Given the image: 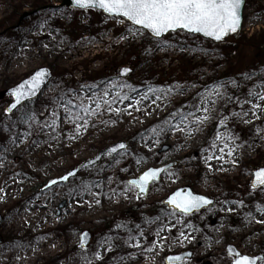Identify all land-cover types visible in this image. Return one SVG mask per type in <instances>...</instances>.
<instances>
[{"label":"rangeland","instance_id":"374dc122","mask_svg":"<svg viewBox=\"0 0 264 264\" xmlns=\"http://www.w3.org/2000/svg\"><path fill=\"white\" fill-rule=\"evenodd\" d=\"M62 1L0 0V94L39 68L53 72L43 94L13 114L0 96V194L15 177L25 181L22 195L0 201V264H168L182 253L192 256L180 264H233L230 245L264 256V186L252 187L264 168V0H246L242 34L226 46L184 32L154 39L123 18ZM123 68L133 74L122 78ZM70 98L97 114L76 108L83 119L73 121L62 104ZM190 131L193 143L180 150ZM119 142L128 148L43 191ZM224 156L230 167L220 169ZM170 163L146 197L129 190L132 179ZM82 183L99 186L87 194ZM183 187L216 202L192 215L173 212L165 200ZM84 231L87 248L79 245ZM185 231L193 237L179 240ZM160 233L167 239L158 245Z\"/></svg>","mask_w":264,"mask_h":264},{"label":"snow or ice","instance_id":"6c2138e0","mask_svg":"<svg viewBox=\"0 0 264 264\" xmlns=\"http://www.w3.org/2000/svg\"><path fill=\"white\" fill-rule=\"evenodd\" d=\"M75 4L80 8H99L107 13L109 16L117 17L122 16L127 18L128 21L134 25H139L145 30H149L150 34L156 38H162L170 31L174 32L177 29H184L192 33H202L205 36L212 37L216 40H221L229 33H234L239 30L242 24V5L244 0H74ZM130 71L129 69L125 70ZM49 73L44 70L36 73L30 80L20 84L17 88L12 90V95L15 97V103L9 108V112L16 109L21 103V100H28L36 96L37 91L40 89L41 84L46 80ZM215 92V90H213ZM108 92L105 91L104 96ZM126 98V97H122ZM91 100V97H88ZM258 99L264 100V95H258ZM109 106L111 102H108ZM251 103V102H250ZM66 116L73 121L83 119L90 113L97 114L91 108V103L85 104L83 100L74 103L73 99H68L62 102ZM80 108L83 116H77L74 109ZM253 108L259 110L260 104H253ZM96 109H100V102H96ZM207 111V109H204ZM119 111V110H117ZM255 114V113H254ZM56 115L55 112L52 113ZM35 119L34 116H28L25 123L31 126V122ZM208 118L205 117L204 120ZM198 123H203L198 120ZM55 124V120L53 121ZM83 124L77 123L76 130L79 132ZM43 127H49L48 122H43ZM176 130L182 131L179 124L174 126ZM43 131V128L41 129ZM231 139V137H229ZM119 150H126L127 145L121 143L113 147L110 152L117 153ZM231 154V152L229 153ZM235 163V161H233ZM168 169H151L145 172L138 180L129 182V190L131 188H138L139 194L143 195L147 192L148 186L160 179L161 173H167ZM75 172H69L68 175L61 177V180L68 181L69 177L75 176ZM256 183L252 185L253 188L256 184L264 185V169L256 172ZM58 181H52V184H57ZM99 185H89L82 183L80 191L83 193L91 194V188ZM98 196L99 193H96ZM139 198V195L137 196ZM173 206V212L179 211L181 215H187L194 211H199L204 205H210L212 200L199 195H193L184 190L177 192L167 202ZM242 203V202H241ZM228 211H232L231 208ZM172 215V213H169ZM161 225V229H163ZM170 230V229H169ZM159 231V230H158ZM180 236L188 239L183 232ZM87 234H84V238ZM130 240H136V237H129ZM164 239H167L166 237ZM137 246L139 241L137 240ZM151 250V249H150ZM229 251L235 252V249ZM239 255V254H238ZM172 261H179L182 257H170ZM258 261H264V256L249 257L246 255L240 256L236 260V264H257Z\"/></svg>","mask_w":264,"mask_h":264},{"label":"water","instance_id":"95a60500","mask_svg":"<svg viewBox=\"0 0 264 264\" xmlns=\"http://www.w3.org/2000/svg\"><path fill=\"white\" fill-rule=\"evenodd\" d=\"M245 5H246V0H244V3H243V5H242V17H243V20H242V24H241V27L239 28V30H238L237 32H234V33H229L228 35L224 36L221 40H216V39H214V38H212V37L205 36V35L202 34V33H192V32H189V31H187V30H184V29H177V30L174 31V32L170 31V32L166 33V34L164 35V37H166V36H168L169 34H172V33H177V32L183 31V32H186V33H188V34H190V35L200 36V37H202L203 39L212 42L214 45L225 46V45H228V44H230V43L232 44V43H234V42L238 39V37L241 35V32H242V29H243V23H244V11H245ZM61 7H62V8H63V7H68V8L79 9V10H86V9H87V8H80V7H78V6L75 4L74 0H63V2H62V4H61ZM92 9H95V10H97V11H100V12L104 13L105 15L109 16L107 13H105L103 10H101V9H99V8H92ZM28 17H29V15H25V17H23V18L21 19L20 22H22L25 18H28ZM109 17H112V18H113V16H109ZM117 18H124V19L127 20V18L122 17V16H117ZM127 21H128V20H127ZM128 22L131 23L132 25H134L132 22H130V21H128ZM134 26H136V27L139 28V29H143V28H142L141 26H139V25H134ZM143 30H145V29H143ZM145 31H146L150 36H152V37L155 38V39H163V38H164V37H162V38H156V37H154L153 35L150 34V31H149V30H145ZM126 69H128V68H124V69L121 71V77H128V76L133 72L131 69H129L130 71H127V72H126V71H125ZM44 70H46V71L49 73V75L47 76L46 80H44V82L41 84V87H40V89L37 91L36 96L33 97V98H31V99H28V100H21V103L17 106V108H16V109H13L11 112H9V108L11 107V105H12L13 103H15V97L11 94V93H12V90L15 89V88H17L20 84L25 83L26 81L30 80V79H31L36 73H38V72H40V71H44ZM52 78H53V74H52V72H51V70H50L49 68H46V67H44V68H40V69L36 70V71H35V72H34L29 78H27V79L23 80L21 83H19L17 86H15V87H13V88H11V89L5 91L1 96H11V97H13V102H12V103L10 104V106L8 107V113L12 114V113H14L16 110H18L21 106H23L25 103L37 99V98L41 95V93L45 90V88L49 85V83L51 82ZM121 143H123V142H121ZM121 143H117L116 145H114V146H112V147H110V148L104 150V151L101 152L96 158L91 159V160H89V161L83 163V164H82L81 166H79L78 168H76V169L70 171V172H75L76 175L73 176V177H69V180H68V181H63V180H61V178H58V179H54L55 181H58V183H57V184H52V181H54V180H52V181H51V182L45 187V190L51 189V188L56 187V186H59V185L67 184L70 180L76 178V177L78 176V174L81 173L82 171L87 170V169H89V168H91V167L97 165L98 163H100V162L103 160L104 157H106V156H115L116 154H118V153L124 151V150H119V149H118V152H117V153H111V152H110V150H111L113 147H116V146H118V145L121 144ZM123 144L127 145V143H123ZM127 148H128V145H127ZM169 149H170V147H169V146H166V147L163 148V152H164V151H168ZM172 166H173L172 164H169V165H166V166H164V167L155 168V169H161V168H164V169H168V170H169V169L172 168ZM151 169H154V168H150L149 170H151ZM263 169H264V168H263ZM149 170H147V171H149ZM260 170H262V169H260ZM147 171H146V172H147ZM258 171H259V170H258ZM256 172H257V171L254 172V179H253V181H252V185H253L254 183H256V175H255ZM144 173H145V172H144ZM144 173H143V174H144ZM143 174H141L137 179H133V180H138ZM164 174H165V173H161V174H160V179L163 177ZM66 175H68V173H67ZM160 179H159V180H160ZM159 180H157V181H159ZM131 181H132V180H131ZM157 181H155V182H157ZM153 183H154V182H153ZM153 183H151V184L148 186V190H147L146 193H144L143 195H140V194H139V196H147V194H148V192H149V188H150V186H151ZM261 186H263V185L256 184V187H255V188H258V187H261ZM138 190H139V189H138ZM181 190H184L185 193L188 192V191H190V192L193 193V195H198V194H195V193L193 192V190H192L190 187L180 188V189L174 191V192H173V193H172V194L166 199L165 204H167L169 207L173 208V206H170L167 202L169 201V199H170L173 195H175L177 192H180ZM199 196H202V195H199ZM204 197H206V196H204ZM206 198L212 200L213 203L210 204V205H204L199 211H194V212L189 213V214H187V215H192V214H194V213H196V212H200V211H202V210H204V209H206V208H209L210 206H213V205L215 204V200H214V199L209 198V197H206ZM65 205H66L65 202H63V203L60 205V207H59V211H58V216L61 215V212H62V210L65 208ZM177 211H178V210H177ZM178 212H179V211H178ZM2 220H3V219L0 217V223L2 222ZM85 233L87 234V237H86V238H84V234H85ZM91 240H92V235H91L88 231H85V232H83L82 235H81L80 245H81L83 248H86V247L91 243ZM0 243H1V240H0ZM230 249H235V252H231V251H229ZM227 252H228V254H229L230 256H232V257L235 258V261L233 262V264H236V260L239 259L240 256H242V254L240 253V251H238V249H237L236 247H234V246H229V247L227 248ZM238 254H239V255H238ZM177 256H178V257H182V259L179 260V261H172V260L169 259L170 257H177ZM191 256H192L191 253H184V254H180V255H176V256H169V257L167 258V263H168V264H180V263L184 262V260H185L186 258H189V257H191ZM260 256H262V255H259V256H256V257H260ZM249 257H250V256H249ZM260 262H261V261H258L257 264H259Z\"/></svg>","mask_w":264,"mask_h":264},{"label":"bare ground","instance_id":"6f19581e","mask_svg":"<svg viewBox=\"0 0 264 264\" xmlns=\"http://www.w3.org/2000/svg\"><path fill=\"white\" fill-rule=\"evenodd\" d=\"M47 37V34L45 33L43 35L42 38H45ZM48 38V37H47ZM49 44H47L48 46ZM49 47V46H48ZM87 95L91 96L92 93H88L87 91H85ZM205 107H202V112L200 113V116H205ZM223 128H221L222 130ZM220 130V131H221ZM219 140H221V138H219ZM218 140V141H219ZM194 141V134L192 131H190V134H188L186 136V139H183L181 140V144L179 145V148L180 150L184 149V148H188ZM214 158L215 156H213V161H214ZM218 162L220 163V169H223V168H229L230 167V163H229V160H228V157L227 156H224V159L221 161V160H218ZM15 185L17 188L15 190H13L11 187ZM23 188H25V181L22 179V178H19V177H15L14 180L12 181V185L9 187V186H5V188L3 189L2 193L0 194V201H3V202H6L8 200H11L12 198H16L18 196H20V194L22 195L23 194ZM30 197V196H29ZM24 198V197H23ZM44 211V207H42L40 209V212H43ZM24 215H28L26 212L24 213ZM30 216V215H28ZM30 219H32V216H30ZM22 222L20 221L19 222V225H22L21 224ZM186 236H188V238H192L193 235H189L188 234V231H185L184 233ZM165 235L163 233H160V240H158V245H160L161 243H163L164 239H162ZM184 238L181 237L179 240H183ZM26 258H28L27 255H25Z\"/></svg>","mask_w":264,"mask_h":264},{"label":"trees","instance_id":"16d2710c","mask_svg":"<svg viewBox=\"0 0 264 264\" xmlns=\"http://www.w3.org/2000/svg\"><path fill=\"white\" fill-rule=\"evenodd\" d=\"M204 42V41H203Z\"/></svg>","mask_w":264,"mask_h":264}]
</instances>
